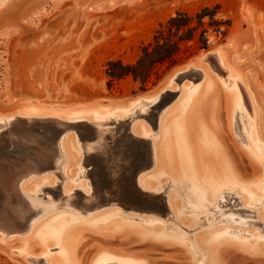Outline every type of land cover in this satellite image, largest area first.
Segmentation results:
<instances>
[{"label":"rangeland","instance_id":"obj_1","mask_svg":"<svg viewBox=\"0 0 264 264\" xmlns=\"http://www.w3.org/2000/svg\"><path fill=\"white\" fill-rule=\"evenodd\" d=\"M179 12L192 17L194 27L180 45L179 64L161 67L160 80L154 73L146 86L133 76L113 80L108 75L111 63L134 65ZM160 38L164 42L169 35ZM213 49L220 50L228 76L242 80L255 126L243 104L228 101L236 95L232 86L227 88L210 65L201 63L205 78L197 84L199 91L216 89V106L205 123L208 130L197 125L191 134L197 148L212 158L218 150L204 141L212 131L235 171L218 154L213 165L205 161L191 176L175 128L196 97L188 106L192 84L186 81L172 102L179 83L167 82ZM209 64L219 69L215 58ZM161 86L171 91L124 119L138 97L159 94ZM160 114L154 135L145 119ZM109 115L123 120L106 121ZM17 116L97 123L88 121L95 128L91 131L88 125L61 128L51 120L3 121ZM0 121V183L10 184L9 174H20L22 167L35 169L16 193L0 184L10 211L32 212L26 232L8 233L0 225V264H134L120 258L212 264V254L223 264H264V152L254 144L264 150V0H0ZM189 181L206 198L197 212L189 208L197 202L187 203L185 193L172 188ZM30 201L49 208L27 207ZM4 206L0 194L2 222ZM64 223L62 245L69 258L59 253L60 241L48 235L51 227ZM105 254L117 259L100 263Z\"/></svg>","mask_w":264,"mask_h":264},{"label":"bare ground","instance_id":"obj_2","mask_svg":"<svg viewBox=\"0 0 264 264\" xmlns=\"http://www.w3.org/2000/svg\"><path fill=\"white\" fill-rule=\"evenodd\" d=\"M221 47V46H220ZM209 50L206 55H204L201 60H200V63L199 64H193V65H189L187 68L183 69V70H180L176 73H174L171 77V79L167 82L168 84H171L172 82H178L179 85V91H175V92H172V95H175V97L172 99V102L174 100H176V98H178V96L180 95V90L182 89V87L184 86L185 82L188 81V82H191L192 86L190 87L191 88V91H190V94L192 96V99L190 100V102L188 103V106L192 103L193 99L196 97V101H195V104L193 105V107L190 109V113L188 114L187 113V116L185 119L183 120H180L175 128V133L177 135V139H178V145H179V149L181 151V154H182V157H183V160L184 162L187 164V168H186V171L188 172V174H190L191 176L198 173V167L199 165L203 164L205 161H208L211 165H213V161H216V159H218V154H221V156L224 158V159H227V163L228 161L230 162V164L228 163V166L235 171V166L232 164V162L230 161V158L228 157V154L226 153V151H224L222 148H221V143H220V140L219 139H216L215 138V135L213 134L212 131H209L207 132L206 134L208 135V137H205L204 141L206 142L207 146L209 148H211L212 150H218V153L217 155H215L214 157H207L204 155V152H201V150H199L197 148V145L195 143V140L193 139L192 137V134L195 130H197V125H198V129L201 128V130H203L205 132V130H208L206 127H205V123L208 125V122L207 120L210 119V122L212 120V114L214 113V107L216 106L215 104V91L216 89H210L208 87H205L202 92L200 93L199 89H200V86L197 85L199 84L204 78H205V75H204V70L203 68H199V65L201 63H204V64H208L212 67V69H214L216 72H217V75L219 76V78H222L221 80L225 81L227 84H225V86L228 88V86H232V90L235 91L236 95L234 96L233 94H231L230 96L227 97L228 101L231 102V105L234 104V102L237 100V105H241L243 104L250 112L254 122H252L255 126V117H254V108L252 106V102H251V99H250V95L248 94V91H246L245 87H244V84L242 82V80L236 76L234 77H229V73H230V69H223L220 65V63L222 64L221 62V59H220V56H219V53L218 51L220 50ZM210 57H213L215 58V60L217 61V65L219 67V69H221V71L219 69H217L214 65L212 64H209L210 62ZM216 64V63H215ZM195 75V78L194 77H191V76H194ZM163 86H161V88H159V90L157 92H159V94H156L154 96H152L153 94H149V96H151L150 98H147V97H138L137 100L135 101L136 104H134V106L129 110V113L125 116V120L127 119V117H129L130 115H132L134 112L136 113V111L139 109V108H136L138 107L139 105L143 104L144 105H153L157 103L158 100H160V96L162 97V95H165L166 93H169L171 90H167L166 88H163ZM210 87V85H209ZM200 93V94H199ZM146 95V94H145ZM235 97V98H234ZM191 98V97H190ZM236 99V100H235ZM171 102V103H172ZM170 103V104H171ZM168 104L164 110L170 105ZM104 106V105H102ZM151 108V107H149ZM151 110V109H150ZM163 110V111H164ZM75 112V111H74ZM150 112V111H149ZM148 112V113H149ZM147 113V114H148ZM163 113V112H162ZM161 113V114H162ZM200 113H202L204 116H198ZM75 114V113H74ZM70 115V116H75V115ZM161 114L157 117H154V118H148V119H145L148 124L150 125L152 131L154 132V135H158V130H159V125L161 123V120H160V116ZM138 115V114H136ZM110 116V115H109ZM133 117L134 114L132 115ZM136 117H139V116H136ZM145 117V116H144ZM200 118V119H196V118ZM99 120H102L103 117L99 116ZM110 119L109 120H106V121H113V120H117V122L119 123V120H123V119H117L115 117H112L110 116L109 117ZM131 118V117H130ZM141 118V117H140ZM147 118V117H146ZM16 119H20V120H23L25 121V123H27L28 121H36V122H39V123H44V121H47V120H51L54 121V124L57 125V126H60L61 128H71V127H74V126H77V125H88L90 126V124L88 123L91 122L93 123V120H86V119H83V118H77V119H69V120H61V119H58L56 117H53V116H43L42 118H36V117H30V116H17V117H14V118H9V119H6V120H3V121H9L10 120H16ZM130 120V119H129ZM132 120V119H131ZM138 120V119H136ZM98 121V120H97ZM135 121V120H134ZM133 121V122H134ZM1 122V121H0ZM16 122V121H14ZM99 122V121H98ZM102 122V121H101ZM100 122V123H101ZM104 122V121H103ZM102 122V123H103ZM116 122V123H117ZM132 122V121H130ZM3 123V122H2ZM94 123H97L96 120ZM93 123V124H94ZM12 124V123H11ZM10 124V125H11ZM252 124V125H253ZM8 125V124H7ZM21 125V124H20ZM54 125V126H55ZM95 126V125H94ZM133 125H131V128H132ZM250 126V125H249ZM59 127V128H60ZM93 130L91 131H94L95 128H93L92 126H90ZM100 127V126H99ZM128 127V126H127ZM58 128V129H59ZM130 128V127H129ZM251 128V127H250ZM255 128V127H254ZM99 129V128H98ZM128 129V128H127ZM249 129V127H248ZM13 130V129H12ZM130 130V129H129ZM128 130V131H129ZM11 131V130H10ZM100 131V130H99ZM132 131V130H131ZM85 132V131H84ZM192 132V134H191ZM94 133V132H92ZM119 134V133H118ZM168 136L170 134H167ZM253 135L255 137V134H254V129H253ZM8 136V135H7ZM60 136V135H59ZM58 136V137H59ZM135 136V135H134ZM81 137V136H80ZM137 137V136H136ZM62 139V138H61ZM80 139V138H79ZM116 139V138H115ZM138 139H141L140 137ZM11 140V139H10ZM51 140V139H50ZM49 140V142H50ZM125 140V139H124ZM128 140V139H127ZM144 141V140H142ZM59 142V140H58ZM84 142V141H83ZM129 142V140H128ZM148 142V141H147ZM62 143L63 141L61 142L60 141V146L62 147ZM59 144V143H58ZM77 146L80 148V145L78 142H76ZM86 144V143H85ZM138 144V143H137ZM151 144V143H150ZM255 147L258 148L259 150H261L262 152H264L263 148H262V145H260L258 142H255ZM253 144V146H254ZM46 145V144H45ZM147 145V144H146ZM149 145V144H148ZM48 146V145H46ZM52 146V145H51ZM50 146V147H51ZM129 146V145H128ZM132 146V145H131ZM49 147V146H48ZM53 147H54V144H53ZM152 147V146H151ZM178 147V146H177ZM137 148V147H136ZM54 149V148H53ZM62 149V148H61ZM122 149V148H121ZM41 151V150H40ZM46 151V150H45ZM56 151V150H55ZM60 151V149H59ZM52 152H54L52 150ZM61 152V151H60ZM80 154H81V151L79 150ZM138 152V150H137ZM44 153V152H43ZM49 153V152H48ZM253 153V152H252ZM52 154V153H51ZM50 154V155H51ZM55 154V153H54ZM58 154V152H57ZM106 154V153H105ZM129 154V153H128ZM139 154V153H138ZM40 155V154H38ZM53 155V154H52ZM65 155V154H64ZM116 155V154H115ZM152 155V154H151ZM262 155V154H261ZM47 156V155H46ZM57 156V155H56ZM56 156H53V157H56ZM117 156V155H116ZM254 156L256 158H260L259 154H255L254 153ZM50 157V156H49ZM58 157H59V154H58ZM61 157V156H60ZM63 157V156H62ZM65 157V156H64ZM173 157V156H171ZM264 157V156H263ZM38 158V156H37ZM40 158V157H39ZM47 158V157H46ZM57 158V157H56ZM141 158V157H140ZM143 158V157H142ZM50 159V158H48ZM51 162L54 160L53 158H51ZM111 159V158H110ZM109 159V160H110ZM32 160V159H31ZM38 160V159H37ZM46 160V159H45ZM56 160V159H55ZM129 160V159H128ZM27 161V160H26ZM57 161V160H56ZM38 163V161H36ZM42 162V161H41ZM50 162V161H49ZM36 163V164H37ZM46 163V162H45ZM53 163V162H52ZM62 163V162H61ZM106 163V162H105ZM28 164V162L26 163ZM29 164H30V161H29ZM28 164V165H29ZM34 164V163H33ZM31 164V166L33 165ZM25 165V164H24ZM24 165H21V166H24ZM40 165V164H39ZM50 165V164H49ZM52 165V164H51ZM50 165V166H51ZM35 166V165H33ZM38 166V165H37ZM43 166V165H42ZM15 167V166H14ZM14 167H12L13 169H15ZM39 167V166H38ZM83 167V166H82ZM182 167V166H181ZM2 168V167H1ZM10 167V169H12ZM19 168V167H18ZM24 167L20 168L22 169V172L19 174H16L14 176H11L10 175V184H2V188L6 189L9 191L12 192V193H16L15 191H18V189H22L21 185H22V182L24 180H27L32 174L33 172L35 171V169L33 167H26L25 169H23ZM40 168V167H39ZM44 168V167H42ZM53 168H56V167H53ZM52 168V169H53ZM110 168V167H109ZM12 169V170H13ZM183 169V168H182ZM11 170V171H12ZM18 170V169H16ZM57 170V169H56ZM14 171V170H13ZM19 171V170H18ZM15 173V172H14ZM83 173V171H82ZM43 174V173H42ZM86 174V172H85ZM118 174V173H117ZM84 175V173H83ZM87 175V174H86ZM85 175V177H86ZM189 175V176H190ZM12 177V178H11ZM83 177V176H82ZM26 178V179H25ZM84 178V177H83ZM231 178V177H230ZM86 179V178H85ZM91 180V179H90ZM110 180V179H109ZM1 181V180H0ZM8 181V180H7ZM7 183V182H6ZM110 184V183H109ZM199 184V183H198ZM216 184V183H215ZM98 185V184H97ZM6 186V187H4ZM117 188V187H116ZM172 188H175L177 189L178 191L182 190L181 192L185 193L186 195V200H187V203L190 202V204L194 203V202H197V205H194L193 206H189V208H194L197 211H199L201 208L199 207H203V205H205L203 202L206 201L205 199V196L203 195V192L201 189H199L198 187L195 186V184L193 183V181H189V183L182 185L181 183L177 182V183H174L172 184ZM97 189V188H96ZM95 189V190H96ZM215 189V188H214ZM1 190V189H0ZM5 190V191H6ZM53 190V189H52ZM98 190V189H97ZM131 190V189H130ZM219 190V189H218ZM4 190L3 191H0V194L2 196V200L4 199V222L0 221V225L3 224V226H1L2 228L1 229H4L6 232L8 233H22V232H26L28 229H29V225H28V222H29V213H32V212H29L28 214L25 212L24 214V211H23V214L22 213H18L16 211V209L12 208L13 210L10 211L7 207V202L6 200L8 199V196L6 194ZM22 191V190H21ZM114 191V190H113ZM216 191V190H215ZM23 192V191H22ZM116 192V191H115ZM21 194V192H20ZM23 194H21L20 196H22ZM128 195V194H127ZM217 195V194H216ZM14 196V195H13ZM19 196V197H20ZM71 196V195H70ZM26 197V196H25ZM31 197V196H29ZM67 197V196H66ZM89 197V196H88ZM92 197V196H91ZM18 197L15 198V200H17ZM36 198V196H35ZM34 198V199H35ZM69 198V197H68ZM23 199V198H21ZM33 199V198H32ZM33 199V200H34ZM55 199V198H54ZM93 199V198H92ZM107 199V198H106ZM113 199V198H112ZM14 200V198H13ZM20 200V199H19ZM17 200V201H19ZM37 200V199H36ZM39 200V199H38ZM76 200V199H75ZM89 200V199H88ZM135 200V199H134ZM43 201V200H42ZM68 201V200H67ZM15 202V201H14ZM13 202V204H14ZM32 202V201H30ZM29 202V203H30ZM34 204H27V207H33V205L35 207H37L36 210H43L44 208H49L48 205H43L42 203H39L38 201H33ZM32 202V203H33ZM38 202V203H37ZM49 202V201H48ZM51 202V201H50ZM78 202V200H77ZM86 202V201H85ZM88 202V201H87ZM9 203H12V202H9ZM17 203V202H16ZM15 203V204H16ZM21 203V202H19ZM18 204V203H17ZM50 206L52 205L51 203H49ZM68 204V203H67ZM88 204H91L90 202ZM22 205V204H21ZM24 205V203H23ZM69 205V204H68ZM73 205V204H72ZM92 205V204H91ZM89 205V206H91ZM123 205V204H122ZM13 206V205H12ZM74 206V205H73ZM3 207V205H2ZM1 207V208H2ZM14 207V206H13ZM25 207V206H24ZM86 207V206H85ZM21 208V207H20ZM19 208V209H20ZM26 208V207H25ZM89 209V207H88ZM87 209V210H88ZM30 210H33L32 208ZM29 210V211H30ZM25 211H27L25 209ZM28 212V211H27ZM3 214V212H1ZM43 213V211H42ZM35 214V212L33 213ZM31 221V220H30ZM31 223V222H30ZM29 223V224H30ZM66 223L64 224H59L58 226H53L49 229V232H48V235H52L53 238L57 239L58 241H60V247L58 248V251L59 253H62L65 257L67 255V258H69L68 256V251L66 252V248L62 245V240H63V234H64V229H67L68 225L65 226ZM31 227V226H30ZM4 231V232H5ZM171 236V235H170ZM173 236V235H172ZM179 238V237H178ZM31 257H29L30 259ZM33 258V257H32ZM35 258V257H34ZM116 257L115 256H112V255H103L101 256V259L99 260L100 263H103V262H106V261H110V260H113L115 259ZM36 259V258H35ZM41 259V258H40ZM117 259V258H116ZM120 259H123V261L125 262H128V263H134V264H147L146 261L144 260H136V259H127V258H120ZM34 260V259H33ZM41 261V260H40ZM34 262V261H33ZM45 262V260H44ZM46 263V262H45ZM45 263H39V264H45ZM212 264H223L222 263V260L221 258L219 257L218 254H212Z\"/></svg>","mask_w":264,"mask_h":264},{"label":"trees","instance_id":"obj_3","mask_svg":"<svg viewBox=\"0 0 264 264\" xmlns=\"http://www.w3.org/2000/svg\"><path fill=\"white\" fill-rule=\"evenodd\" d=\"M193 18L188 14L179 12L176 17L171 18L167 24L157 32L154 43H149L144 47L143 53L134 65L124 66L121 61L109 64L108 75L113 80H120L128 76H133L136 81H141L143 85L151 82L153 74H156V81L160 80L158 69L165 66V70L175 67L181 61V43L186 41V34L194 30L192 26ZM169 35V40L161 41L164 33ZM194 33L191 36L193 38ZM206 42L202 47L205 48ZM118 66V68H116Z\"/></svg>","mask_w":264,"mask_h":264}]
</instances>
